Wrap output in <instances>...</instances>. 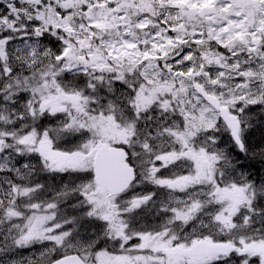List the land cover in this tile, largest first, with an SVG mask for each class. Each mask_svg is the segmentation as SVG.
I'll list each match as a JSON object with an SVG mask.
<instances>
[{
  "label": "snow or ice",
  "instance_id": "1",
  "mask_svg": "<svg viewBox=\"0 0 264 264\" xmlns=\"http://www.w3.org/2000/svg\"><path fill=\"white\" fill-rule=\"evenodd\" d=\"M257 126L264 0H0V264H264Z\"/></svg>",
  "mask_w": 264,
  "mask_h": 264
},
{
  "label": "rangeland",
  "instance_id": "2",
  "mask_svg": "<svg viewBox=\"0 0 264 264\" xmlns=\"http://www.w3.org/2000/svg\"><path fill=\"white\" fill-rule=\"evenodd\" d=\"M249 147L252 150L249 152V155L253 157L252 159H255L258 162H261L260 152L262 148H264V127L257 126L255 129L251 130L250 136H249ZM245 168L250 170L251 172L255 170L253 167L249 168V166H245ZM259 169L264 170V167L260 166ZM263 175H264V172H263Z\"/></svg>",
  "mask_w": 264,
  "mask_h": 264
},
{
  "label": "trees",
  "instance_id": "3",
  "mask_svg": "<svg viewBox=\"0 0 264 264\" xmlns=\"http://www.w3.org/2000/svg\"><path fill=\"white\" fill-rule=\"evenodd\" d=\"M252 158L253 157L248 154V156L246 158L242 157V162H243L244 166H249V168L253 167L255 169L254 171H252L253 175H259L261 169H256V168H258V167L260 168V166L264 167V165L259 163L257 160L252 159Z\"/></svg>",
  "mask_w": 264,
  "mask_h": 264
}]
</instances>
